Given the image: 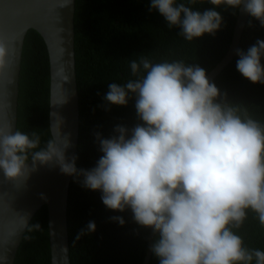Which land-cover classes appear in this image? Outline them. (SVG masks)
Instances as JSON below:
<instances>
[{"label": "clouds", "instance_id": "1", "mask_svg": "<svg viewBox=\"0 0 264 264\" xmlns=\"http://www.w3.org/2000/svg\"><path fill=\"white\" fill-rule=\"evenodd\" d=\"M204 2L150 0L149 11H158L168 29H179L187 42L221 29L223 17L216 10L221 6L233 15L242 11L264 28V0H206L212 7L198 10ZM14 52L12 39L0 34V73L9 68ZM235 54L241 76L264 85V40ZM133 56L131 78L109 83L103 99L116 106L134 99L138 122L131 128L116 125L109 138L94 134L102 153L94 167L77 169L75 156L66 159L69 140L56 120L61 143L52 134L43 146L35 129L2 126L3 179L24 185L38 165H56L65 175L81 177L82 187L99 191L107 209L130 210L137 225L151 229L150 250L159 264H264V249L249 247L241 234L250 213L264 227V119L230 102L198 64ZM110 219L125 223L121 216ZM95 230L89 221L76 238Z\"/></svg>", "mask_w": 264, "mask_h": 264}, {"label": "trees", "instance_id": "2", "mask_svg": "<svg viewBox=\"0 0 264 264\" xmlns=\"http://www.w3.org/2000/svg\"><path fill=\"white\" fill-rule=\"evenodd\" d=\"M150 0H75L74 53L79 96V134L76 168L90 169L102 155L94 134L112 136L116 125L133 127L137 122L134 99L127 106L108 105L103 99L112 82L131 78L129 59L141 53L155 59H183L198 64L208 74L225 56L232 41L239 10L232 14L224 6L216 10L223 25L215 35L204 34L193 42L178 36L179 29H168L156 10L149 11ZM198 10L211 8L205 2ZM251 20L252 27H248ZM257 39L264 40V28L248 17L239 49L247 51ZM234 57L211 82L227 93L234 104L249 107L256 118L264 119V85L253 84L236 70ZM264 64V59H262ZM49 57L41 35L29 29L25 35L19 74L16 129L37 130L41 144L52 136L49 126ZM256 106V107H253ZM108 108L106 111L105 108ZM81 177L71 176L67 199V228L70 264H143L148 249L149 229L137 225L130 210L107 209L101 193L82 187ZM121 216V226L112 221ZM89 221L95 232L77 239ZM39 224L41 230L29 232L28 226ZM18 246L14 264H51L47 225V208L41 206L32 216ZM249 247L264 249V227L253 214L241 229ZM31 237V239H25ZM153 240V238H152ZM148 264H159L151 253Z\"/></svg>", "mask_w": 264, "mask_h": 264}, {"label": "water", "instance_id": "3", "mask_svg": "<svg viewBox=\"0 0 264 264\" xmlns=\"http://www.w3.org/2000/svg\"><path fill=\"white\" fill-rule=\"evenodd\" d=\"M67 3L68 0H0V34L11 38L15 49L9 68L0 73V127L16 130L23 42L27 31L34 29L43 38L49 57L51 135L61 143V138L56 136V120L61 136L69 140L65 157L70 161L76 156L78 146L79 96L74 53L75 0ZM248 17L239 11L227 53L207 74L210 81L238 57L235 50L239 48ZM70 179L71 176L61 173L56 165H38L37 171L20 186L6 182L0 174V264H14L22 236L34 213L43 205L47 208L50 263L70 264L67 228ZM152 238L149 229L143 264H148L151 256Z\"/></svg>", "mask_w": 264, "mask_h": 264}]
</instances>
